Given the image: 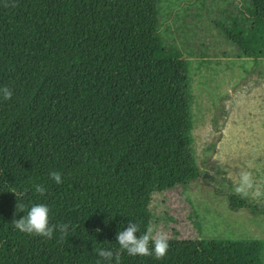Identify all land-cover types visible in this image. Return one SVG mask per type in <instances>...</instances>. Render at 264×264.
Returning a JSON list of instances; mask_svg holds the SVG:
<instances>
[{
    "label": "trees",
    "instance_id": "obj_1",
    "mask_svg": "<svg viewBox=\"0 0 264 264\" xmlns=\"http://www.w3.org/2000/svg\"><path fill=\"white\" fill-rule=\"evenodd\" d=\"M104 1L119 23L120 41L134 34L147 40L130 43L136 49L98 48L77 59H0V88L13 92L10 100L0 97V264H97V249L117 251L116 234L129 222L139 226L137 235L149 226L155 235L167 222L151 210L153 197L200 175L191 64L159 33L162 0ZM71 7L68 0H21L24 44L46 43L52 22ZM246 14L249 29L237 18L230 26L217 24L258 63L264 0H253ZM53 171L61 184L50 178ZM34 185H43L45 194ZM231 201L235 209L249 205L242 195ZM34 204L49 208L50 226L70 225L64 240L59 231L47 239L14 227ZM178 237L173 231L163 259L125 251L119 264H263L260 239Z\"/></svg>",
    "mask_w": 264,
    "mask_h": 264
},
{
    "label": "rangeland",
    "instance_id": "obj_2",
    "mask_svg": "<svg viewBox=\"0 0 264 264\" xmlns=\"http://www.w3.org/2000/svg\"><path fill=\"white\" fill-rule=\"evenodd\" d=\"M68 1L73 7L63 10L46 43L36 47L24 44L21 0H0V59H77L98 48L117 50L147 40L134 34L120 41L119 23L104 0ZM252 6L253 0H162L158 5L165 45L183 51L191 64L193 147L200 168L186 187L153 197L151 210L167 222L158 232L168 239L177 231L179 239L264 241V58L258 63L246 58L217 24L230 26L237 18L249 29L246 13ZM242 172L253 180L247 195L235 192ZM257 188L259 196L253 194ZM231 195H242L249 205L233 208Z\"/></svg>",
    "mask_w": 264,
    "mask_h": 264
},
{
    "label": "clouds",
    "instance_id": "obj_3",
    "mask_svg": "<svg viewBox=\"0 0 264 264\" xmlns=\"http://www.w3.org/2000/svg\"><path fill=\"white\" fill-rule=\"evenodd\" d=\"M13 95L11 89L7 87L0 88V97L4 100H10ZM50 178L57 184H61L62 177L59 172H51ZM35 192L43 196L46 189L43 185H34ZM253 188V180L251 174L242 172L239 178V184L235 188L237 194L247 195L248 191ZM259 196L261 193L259 188L253 193ZM17 209L21 212L24 210L23 204H17ZM49 208L45 204H34L20 219L12 221L14 227L21 233L36 235L47 239L53 238V233L59 231L60 239L64 240L69 231V224L49 225ZM99 231V230H97ZM140 231L139 226L129 222L126 229L118 231L116 241L119 245L117 251L107 249H97V255L100 258L97 264H119L121 253L127 252L129 256H154L155 259H163L169 249L168 236L163 232H157L155 235L154 229L149 226L144 234L137 235ZM151 244V247H150Z\"/></svg>",
    "mask_w": 264,
    "mask_h": 264
}]
</instances>
